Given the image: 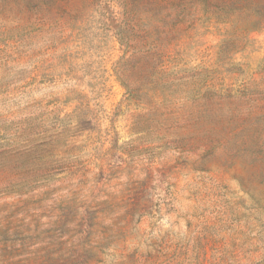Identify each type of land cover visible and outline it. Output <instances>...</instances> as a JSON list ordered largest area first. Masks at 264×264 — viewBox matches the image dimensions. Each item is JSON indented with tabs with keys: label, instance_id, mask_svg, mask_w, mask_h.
I'll return each mask as SVG.
<instances>
[{
	"label": "rangeland",
	"instance_id": "1",
	"mask_svg": "<svg viewBox=\"0 0 264 264\" xmlns=\"http://www.w3.org/2000/svg\"><path fill=\"white\" fill-rule=\"evenodd\" d=\"M0 264H264V0H0Z\"/></svg>",
	"mask_w": 264,
	"mask_h": 264
}]
</instances>
